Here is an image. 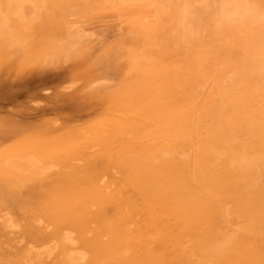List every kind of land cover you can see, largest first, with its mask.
I'll return each instance as SVG.
<instances>
[{"label": "rangeland", "instance_id": "1", "mask_svg": "<svg viewBox=\"0 0 264 264\" xmlns=\"http://www.w3.org/2000/svg\"><path fill=\"white\" fill-rule=\"evenodd\" d=\"M240 1L0 0V126L16 129L15 144H29L46 172L74 175L78 165L90 166L95 187H109L108 196L99 189L102 206L94 189L86 223L57 218L71 227L70 248L94 258L90 263L264 264V89L222 80V71L200 63L213 11ZM244 1L264 13V0ZM224 93L227 103L217 102ZM250 117L258 126L249 127ZM219 127L234 134L223 137ZM215 136L222 138L218 148L200 145ZM34 142L54 145L48 155L55 160L42 159ZM61 157L70 167L54 165ZM243 157L253 158L254 171L235 177L233 164ZM21 224L1 239L0 255L51 264L56 243H48L49 260Z\"/></svg>", "mask_w": 264, "mask_h": 264}, {"label": "bare ground", "instance_id": "2", "mask_svg": "<svg viewBox=\"0 0 264 264\" xmlns=\"http://www.w3.org/2000/svg\"><path fill=\"white\" fill-rule=\"evenodd\" d=\"M221 3L223 5V2H221ZM240 3H241V1H240ZM225 5H223L224 8L223 7L222 8L221 7L216 8L213 11L214 20H210V21L208 20L209 22L207 21L208 23L206 24V27H205V25L203 27V30H204L203 31L204 33L202 35L203 36V38H202L203 44L201 45V43L200 44L198 43L199 45H201V46H199L201 66L204 67L203 68L204 71L205 70H214V71L219 70L217 73L222 71V73H220V75L223 76L222 80L229 79L236 84H240L243 81L249 80L250 83L251 82L252 83H258L260 85V87H262L264 89V13L263 12L262 13L257 12L255 9H250L248 6H244V7L239 6V5H242V3L237 5V6H225ZM195 45L196 44H194V47L197 48L198 45H196V46ZM196 73H194V74L197 75ZM204 75H206V74H204ZM179 80H181V79H179ZM195 80H196V78H195ZM204 80H203V82H204ZM179 82H181V81H179ZM185 83H186V81H185ZM180 85H181V83H180ZM177 87H179V86H177ZM191 87H193V86H191ZM173 89H175V88H173ZM181 90H182V87H181ZM242 90H245V88ZM190 92L192 93V91H190ZM230 92H232V90ZM235 92H236V90H235ZM177 93H180V92L178 91ZM196 94H198V93H196ZM225 94L226 93H224L225 99H222L220 101H224V102L226 101V95ZM172 98H174V97H172ZM176 98L177 97H175V99H174L175 101H176ZM233 99H235V98H233ZM181 100H183V99H181ZM184 100H186V99H184ZM177 101H178V99H177ZM176 102H175V104H176ZM207 102H206V104H207ZM225 103H227V102H225ZM242 106L243 105H241V108H242ZM246 107H247V105H246ZM207 110H208V108H207ZM205 113H203V114L205 115ZM203 114H202V116H203ZM247 124L249 125V127L250 126L255 127V126H258L259 122L254 120L252 117H250V120L247 122ZM4 125L0 126V134H2V137H3L2 139L0 138V214L5 213V215L0 216V246H1V244H3L1 239L3 237L8 236L9 234H11L14 229L18 228V223H20V224L22 223L21 225H23L22 227H23V229H25L26 234L30 235L29 238H32V240L34 239V242H38V243H41L42 245H45L43 247H45L46 250L44 251V253H41V255L47 254L48 259H49L50 258L49 256H51V254L54 251H52L50 249V246L48 243L49 242H55L56 243L55 248H57L58 254L54 258V261L50 262L51 264H84V263L86 264V262L88 263L89 258H88L87 253H84L82 251H77V249L73 250L72 247L70 248L71 243H74L75 241L73 238H71V236H69L67 233H65L67 230H70V228H71V227L69 228V226H67L69 224H67V225L62 224L61 225L57 221V218L60 219L63 217L65 219L68 218V219L74 221V222H71L70 220H68L71 222V225H72V223H75V222L77 224H80V222L86 223L88 221L87 218L93 215V213L91 214V212H93V211H90V210L92 207V203L94 204L93 200H95V198H96L93 196V191L95 189L96 194L97 193L99 194V192H100L99 189L101 187V185L100 186L97 185V187H99V189L95 187V185H96L95 180L99 179V178H97L98 177L97 173H96V175H94L92 173L93 170L90 166L87 168L84 166L86 168V170L85 171L79 170L80 171L79 172L78 169H81V167H79V165L76 167L77 170L74 169V170H76L74 175H76V174L77 175L78 174L84 175L85 174L86 177L83 176L84 178L83 177L79 178L77 175H76L77 178H75V176L72 174L74 172L73 170H72L73 172H71V173H69V172L67 173V171L64 172L63 170H62L63 172H58V171L57 172H50V173L46 172L47 168H44L43 164L41 163L44 160L41 161L39 159L40 156L37 158V159H39V161H37L36 158L32 157L33 154L31 155V153H33L34 149L32 147H29L28 146L29 144H27V145L24 144V145L28 146L27 148H26V146H23V144H15V142L18 139H20L21 135L18 134L17 132H15L16 129L14 130L13 127L6 126V125L4 126ZM125 125L126 124L123 125L124 128H126ZM126 126H128V125H126ZM123 127L120 128V130L123 129ZM127 129H129V128L127 127L126 130ZM124 130H123V133H124ZM100 132H102V131H100ZM115 133H117V132H115ZM118 133H119V130H118ZM129 133L130 132L128 131V134ZM102 134H103V132H102ZM262 135H263L262 137L264 138V132ZM71 138H72V135H71ZM71 138H69L68 141H70ZM87 139H89V138H87ZM39 140H41V139H39V137H38V139L35 141L37 142ZM76 140L77 139H75V141ZM27 141H28V139H27ZM63 141H67V140H64V138H63ZM79 141L80 140H77L75 143L79 144ZM7 142H10V143L12 142L11 143L12 147H9L8 145H6ZM13 142H14V144H13ZM23 142H25V141H23ZM36 142H34L35 146L37 145ZM42 142L44 143L43 140H42ZM42 142H41V144H42ZM45 142H47V141H45ZM49 142H47L48 145H49ZM59 142H60V144H62L61 141H59ZM10 143H9V145H10ZM34 143H32L31 145H33ZM51 143H54V142L51 140ZM47 144H44L43 146H45ZM67 144H69V143H67ZM5 145L7 148L5 147ZM69 145H71V143ZM74 145L75 146H73V142H72V146L75 149L79 147V146L76 147L77 144H74ZM37 146H38V148H40V150H38V148L35 147L38 150L37 151L35 149V151H37V153L39 151L42 153V155H41L42 159L47 160L49 158L50 159L52 158L53 160H55L54 159L55 157L48 155L49 152H50V154H52V152L49 150L54 145L51 144V147L50 148L48 147L49 149H46L47 146L46 147H43V146L41 147L40 145H37ZM59 147L60 146H58V148ZM42 148L44 151L46 149L45 153L42 152L43 151ZM53 148H55V146ZM31 149H33V150H31ZM72 149H69V150L65 149V150L66 151L71 150L70 151L71 153H73V152L75 153L76 150L78 151V149H76V150L75 149L72 150ZM47 150H48V153H46ZM61 150H63V148ZM77 151H76V154L78 153ZM53 153H54V151H53ZM67 153L68 152H66V153L63 152V154H66L65 156H67ZM199 156H200V154L198 152L196 159H199L200 158ZM57 158L58 157L56 156V159ZM57 164L62 165L63 168L64 167L65 168L70 167V166H68L67 159L62 158V157L58 163L54 162V165H57ZM88 168L91 170L87 171ZM83 169H81V170H83ZM83 172H84V174H83ZM70 174H72L73 178L69 177ZM92 175H94V178H92ZM80 177H81V175H80ZM95 178H97V179H95ZM103 187H105V186H103ZM103 187H101V189ZM107 187H105L106 189H104L103 191L101 190V192L106 193L105 190H107ZM104 193H101L103 198H105L103 196ZM106 195H107V193L105 194V196ZM100 196L101 195L99 194L98 195L99 199L96 198V200L98 201V202H96V200H95L96 204H98L99 202L107 201L104 199L102 201V198H100ZM100 199H101V201H100ZM105 199H107V198H105ZM75 204H77V205H75ZM99 205H101V204L99 203L98 206ZM103 205H104V202H103ZM66 206H68L67 208L75 207V209H66ZM94 207H92V210ZM245 207L246 206H244L243 208H245ZM90 219H91V217H90ZM91 221H90V223H91ZM94 223H95V221H94ZM104 224L107 225V223H104ZM82 225L84 226V229L89 227V226L87 227V225H84V224H82ZM90 225H93V223ZM73 226H74V224H73ZM79 227L80 226H78V228ZM89 228L91 229V227H89ZM89 228H88V230H89ZM81 232H82V228H81ZM83 233H85V232L83 231ZM120 233L122 234L121 231H120ZM232 234H229L228 237L231 238L230 235H232ZM80 236H82V235H80ZM234 237H235V235H234ZM84 238L86 239L87 237H84ZM85 239H84V241H85ZM233 239L234 238L230 239V241ZM228 241H227V243L231 244V242H228ZM241 243H242V241H241ZM241 243L239 242V244H237V245L240 246ZM93 244H94V241H93ZM247 244L248 243H246V245ZM33 246H31V247L34 248ZM31 247H29V249ZM39 247H41V246H39ZM93 247H92V249H93ZM244 247H245V245H244ZM90 248H88V249H90ZM31 249H30V251H31ZM241 249H242V247H241ZM242 250L244 251V248ZM248 250H249V248H248ZM53 254H52V256H53ZM26 258H27V254H26ZM17 259L18 258L16 257V255L11 254L10 252L5 253V254L0 255V264H18ZM93 260L95 261L94 258L93 259L91 258L90 261H93ZM45 261H47V259ZM90 261H89V263H90ZM41 262H43V261H41ZM26 263H27V261H26ZM31 264H32V262H31ZM34 264H36V263L34 262ZM92 264H94V263H92Z\"/></svg>", "mask_w": 264, "mask_h": 264}, {"label": "crops", "instance_id": "3", "mask_svg": "<svg viewBox=\"0 0 264 264\" xmlns=\"http://www.w3.org/2000/svg\"><path fill=\"white\" fill-rule=\"evenodd\" d=\"M242 3V5H239V4H241ZM241 3H239L238 5L239 6H241V7H244V6H247L246 5V3H245V1L244 0H241ZM244 4V5H243ZM180 22H181V26L183 25V22H185L184 20H180ZM141 33H143L144 35H146V36H150L151 34V31L150 30H145V29H142L141 31H140ZM220 95V97H221V100L222 99H225V97H224V94H219ZM217 102H221V101H217ZM224 102V101H223ZM226 102V101H225ZM224 102V103H225ZM228 106V105H227ZM229 106H231V105H229ZM208 116H206V118H207ZM205 118V119H206ZM210 127H212V125H210V124H208ZM208 125L207 124H205V125H203V127H208ZM208 130H210V129H208ZM216 131H220L221 132V135H223V137H225V135H227V133H232V134H234L233 133V129L232 128H228V130H226V133L225 132H223V128L222 127H219V129L218 130H216ZM210 132H211V130H210ZM221 137H219V136H215L212 140H209V141H205V142H202L200 145H205V144H208L209 142H215L216 143V147H214V148H212L213 150L214 149H216V148H218V146H220L219 144H222V142H221ZM264 150V149H263ZM260 155V154H259ZM261 155L263 156L264 155V153L262 152L261 153ZM253 158H245V157H243V158H238L237 160H235V162H234V172H235V177L237 176V177H239V178H246V177H248L250 174H251V172H253L254 171V169H253V165H254V162H253V160H252ZM246 169H245V168ZM248 169V170H247ZM183 173H185V171L183 172ZM191 183V182H190ZM191 184H193V183H191ZM194 185V184H193ZM195 186V185H194ZM196 187V186H195ZM197 188V187H196Z\"/></svg>", "mask_w": 264, "mask_h": 264}]
</instances>
